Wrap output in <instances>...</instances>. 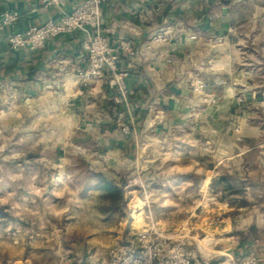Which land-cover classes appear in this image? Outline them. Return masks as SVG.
<instances>
[{
  "label": "rangeland",
  "instance_id": "374dc122",
  "mask_svg": "<svg viewBox=\"0 0 264 264\" xmlns=\"http://www.w3.org/2000/svg\"><path fill=\"white\" fill-rule=\"evenodd\" d=\"M245 6L259 12L238 23L236 36L246 45L240 81L256 91L244 140L256 146L250 158L225 160L204 129L188 126L147 133L138 155L124 158L56 112L10 105L0 112V264L104 256L146 228L223 254L264 230V0ZM141 212L147 226L138 229Z\"/></svg>",
  "mask_w": 264,
  "mask_h": 264
},
{
  "label": "crops",
  "instance_id": "0c3cea01",
  "mask_svg": "<svg viewBox=\"0 0 264 264\" xmlns=\"http://www.w3.org/2000/svg\"><path fill=\"white\" fill-rule=\"evenodd\" d=\"M83 1L58 6L44 0H0V21L6 12L17 13L0 29V112L10 105H30L34 114L56 112L68 125L91 130L107 150L124 158L138 155L145 134L185 126L204 129L225 160L250 158L256 146L244 140L256 91L240 81L245 74L238 69L239 48L245 42L236 36L242 19L259 14L244 8L256 0H105L101 25L110 42L118 46L120 38L129 39L136 51L121 50L120 55L127 105L116 102L118 92L107 72L88 86L80 83L79 70L87 66L83 33L50 39L36 49L9 46V35L59 19ZM160 32L166 41L154 40ZM217 36L224 40L217 43ZM195 77L209 81V88L195 92ZM121 111L131 126L128 135L119 127ZM255 233L235 240L223 254L255 252L264 264V230L258 227Z\"/></svg>",
  "mask_w": 264,
  "mask_h": 264
},
{
  "label": "built area",
  "instance_id": "2783aa9c",
  "mask_svg": "<svg viewBox=\"0 0 264 264\" xmlns=\"http://www.w3.org/2000/svg\"><path fill=\"white\" fill-rule=\"evenodd\" d=\"M67 0H44L47 5H64ZM105 0H84L70 11H66L59 19L51 18L40 25H33L24 31L16 32L8 36L11 49L18 50L23 47L36 49L44 45L48 40L67 36L75 32L85 35L81 48L86 56V68L79 70L78 79L84 86L110 74V85L118 95L116 102L127 105V86L125 77L127 73L119 68L121 50L128 54L136 53L129 39L120 38L118 46L113 45L107 37L108 29L101 25L103 3ZM17 18L16 12H6L0 21V29L10 24ZM168 28H171L169 26ZM168 36L163 32L158 33L154 40L164 42ZM218 40L221 37L217 38ZM191 87L195 92H203L207 88L204 79L193 78ZM128 110V109H127ZM131 115V112L128 110ZM126 113L119 112V124L125 132H129L131 126L122 117ZM62 264H262V260L255 252L244 255L206 254L204 252L190 250L183 240H173L166 236L153 232L149 228L136 233L134 239L122 243L111 249L106 255L88 253L79 258L66 256Z\"/></svg>",
  "mask_w": 264,
  "mask_h": 264
},
{
  "label": "bare ground",
  "instance_id": "6f19581e",
  "mask_svg": "<svg viewBox=\"0 0 264 264\" xmlns=\"http://www.w3.org/2000/svg\"><path fill=\"white\" fill-rule=\"evenodd\" d=\"M133 226L137 227L138 229H143V228H145L147 226L146 223H145V220H144L142 212L137 214V215H135V220L133 222ZM159 234H161V233H159Z\"/></svg>",
  "mask_w": 264,
  "mask_h": 264
},
{
  "label": "trees",
  "instance_id": "16d2710c",
  "mask_svg": "<svg viewBox=\"0 0 264 264\" xmlns=\"http://www.w3.org/2000/svg\"><path fill=\"white\" fill-rule=\"evenodd\" d=\"M104 188H106V189H112V185L108 181H106L104 183Z\"/></svg>",
  "mask_w": 264,
  "mask_h": 264
}]
</instances>
